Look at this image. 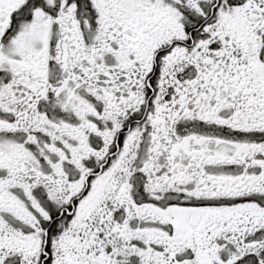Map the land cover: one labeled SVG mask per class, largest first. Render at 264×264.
I'll list each match as a JSON object with an SVG mask.
<instances>
[{"label":"snow or ice","instance_id":"6c2138e0","mask_svg":"<svg viewBox=\"0 0 264 264\" xmlns=\"http://www.w3.org/2000/svg\"><path fill=\"white\" fill-rule=\"evenodd\" d=\"M0 264H264V0H0Z\"/></svg>","mask_w":264,"mask_h":264}]
</instances>
